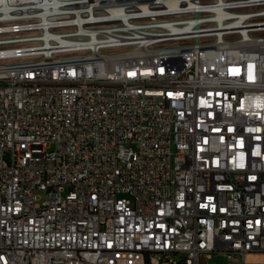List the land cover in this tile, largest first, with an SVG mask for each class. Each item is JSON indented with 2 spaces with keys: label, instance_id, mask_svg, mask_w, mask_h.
<instances>
[{
  "label": "built area",
  "instance_id": "built-area-1",
  "mask_svg": "<svg viewBox=\"0 0 264 264\" xmlns=\"http://www.w3.org/2000/svg\"><path fill=\"white\" fill-rule=\"evenodd\" d=\"M213 254L264 264V0H0V264Z\"/></svg>",
  "mask_w": 264,
  "mask_h": 264
},
{
  "label": "rangeland",
  "instance_id": "rangeland-1",
  "mask_svg": "<svg viewBox=\"0 0 264 264\" xmlns=\"http://www.w3.org/2000/svg\"><path fill=\"white\" fill-rule=\"evenodd\" d=\"M66 193H63V195H65ZM39 195L41 196L42 200H45L46 194L43 192H39ZM226 262H228V258L225 255H217V254H213L212 258H210L208 260V263H216V264H225Z\"/></svg>",
  "mask_w": 264,
  "mask_h": 264
}]
</instances>
